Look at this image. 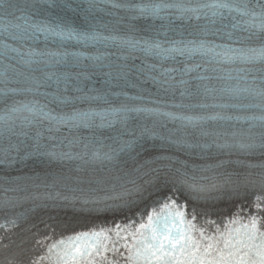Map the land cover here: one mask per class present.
<instances>
[{
    "label": "snow or ice",
    "instance_id": "snow-or-ice-1",
    "mask_svg": "<svg viewBox=\"0 0 264 264\" xmlns=\"http://www.w3.org/2000/svg\"><path fill=\"white\" fill-rule=\"evenodd\" d=\"M49 3H51V0H48ZM55 6V5H52ZM67 7H70L71 5L68 4L66 5ZM169 8H174L176 9L179 13L181 18H185L187 13H192L194 14L197 18L201 14L207 15L206 12H203L204 9H209L213 10L212 15L217 16V15H222L221 11L222 9H228L229 11L236 10L241 12L242 15L248 16L250 15L252 17L251 20L245 21L246 24L249 25L250 28H254L257 30V32L264 33V12L257 14L255 12L249 13L247 10V6H245L243 9L240 8H235L234 6L224 2V0H213V3L211 4H202L199 5L198 7L194 8H189V7H184L183 5L180 4H156L152 5L150 7L145 6L140 8V12L142 15H150L152 17H160V13L164 9H169ZM21 10L18 6V4L15 2V0H0V10L3 11L4 15H10L11 12L9 10ZM186 18L191 19V16H187ZM17 19H20V17H17ZM15 27V28H20L19 24L16 25H9L5 24L3 25V30L8 31L9 27ZM32 28H35L37 31H49L52 32L53 35L56 36H61L63 37L65 35V32L63 29L60 31H56L54 28L47 26V25H40V24H32L29 25ZM236 25H233L235 27ZM59 27V26H57ZM253 35H256L254 32ZM68 38H76L78 40L84 39H97V36L95 34L89 35L87 33H77L74 30H69L67 33ZM251 38V37H249ZM189 44L193 45V48L188 49V51H197V50H202L205 49V44L204 42H200L198 48L195 45L194 41H189ZM155 48H159L160 45H155ZM187 48V45L185 46ZM176 51H183L182 49H174ZM206 51L208 53H211L214 57H219L221 60H227V61H235V60H240L243 63H256V62H261L264 63V46L260 48H249L247 51L240 50V49H223L219 52L215 50V48H207ZM94 59L99 60L100 57H96ZM259 71L264 72V69H261ZM256 77H253V80H255ZM262 81H264V75L260 77ZM207 90V89H206ZM11 91H16L15 89ZM245 92H247L249 95H252L253 97H258L261 101L260 104L258 105H251L253 107H262L264 108V88H248L244 89ZM81 99H102V97H82ZM202 107H205L202 105ZM243 107V105H241ZM26 110L28 112L38 114L37 109L33 107H29L27 105H22L20 107H13L9 110L10 113H16L21 110ZM141 111H148L145 109H140V108H127V107H121L119 109H112V110H107L103 112H97L94 110H89V111H75L72 115L64 118V117H55L52 116L49 113H43L44 118L49 119V120H56L59 123L63 124H70L72 127H92L94 121L99 118L101 123L100 127H104L105 124L107 126L111 127L113 124L119 122L120 124L124 125L125 127L123 128V131L119 133V135H124V134H132L135 130L131 129L127 126L129 119L131 118L130 114L131 113H138ZM165 115H168L172 119H182V120H188L190 123L193 121V118L190 117H180V116H175L171 113H166ZM10 118L9 115H6L4 117H0V120H4L7 122V120ZM218 118H224V117H219V116H210L207 117V119H218ZM198 119H204L203 117L198 118ZM260 119L264 120V117H261ZM145 133H149L148 129H144L141 135H144ZM151 134V133H149ZM204 135H208V133H203ZM261 135H264L262 133ZM71 143V141H70ZM132 144V141H126L124 142L125 147H130ZM209 145H204V147H208ZM254 144H244L241 143L239 144V147L242 149L246 148H251L254 147ZM84 148L87 149L88 145L85 144ZM123 150V148H121ZM87 154V153H86ZM49 155L55 156V153H49ZM62 156H66L68 158H71L69 154L67 153H62ZM92 158L94 159H108L111 160L113 157L109 153H103L99 150L93 151L92 152ZM186 183V181H185ZM190 187H195L194 185H190ZM252 230L253 233H255V222H253L252 225ZM262 237V242L259 244L256 243H251V242H244V241H232L231 238L225 239L223 242V246H217L214 248L212 244H209L207 248L204 249V255L203 257L198 256L199 249L196 245H193V249L195 250V253L190 256V260L196 261V264H264V233L260 234ZM255 240V235H250L249 236V241H254ZM185 245L180 246V251L183 252L185 249ZM80 255L83 256H90L91 253L87 250H79ZM177 249L175 247L171 248L170 253L165 252L163 255L156 256L155 253H152V255L158 260L161 261L162 264H172L173 260H176V253ZM179 264V262H177Z\"/></svg>",
    "mask_w": 264,
    "mask_h": 264
}]
</instances>
